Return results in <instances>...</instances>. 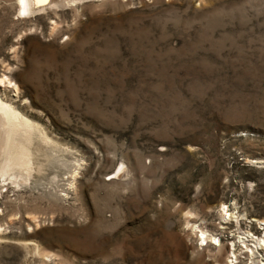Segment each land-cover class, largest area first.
<instances>
[{
  "label": "rangeland",
  "instance_id": "obj_1",
  "mask_svg": "<svg viewBox=\"0 0 264 264\" xmlns=\"http://www.w3.org/2000/svg\"><path fill=\"white\" fill-rule=\"evenodd\" d=\"M1 105L0 264H264V0H0Z\"/></svg>",
  "mask_w": 264,
  "mask_h": 264
},
{
  "label": "bare ground",
  "instance_id": "obj_2",
  "mask_svg": "<svg viewBox=\"0 0 264 264\" xmlns=\"http://www.w3.org/2000/svg\"><path fill=\"white\" fill-rule=\"evenodd\" d=\"M18 2L21 5L22 12H24V14L26 15L36 10L38 7V3L40 5V0H18ZM43 8L44 7H41V9ZM0 112H1L0 114L5 116V120L11 125L10 129L12 134H14L16 132L14 129L18 128L21 125L18 120L17 114L13 111L11 107H7L3 105L0 106ZM22 133H26V131L22 130ZM24 138L27 139L26 137ZM11 139L12 137L9 135L5 140L7 142V145L10 143V146L8 148V156H7V161L5 162L4 172H8L13 169L25 170L28 172L30 170V163H31L29 150L25 147H21L20 149L16 147L15 149L12 150V142L10 141ZM119 172L121 171L118 170V172H116L117 175L119 174ZM262 224H264V219H262V221L260 222V225ZM201 236H203L202 232H201ZM201 238L203 239V237ZM29 242L31 243V241Z\"/></svg>",
  "mask_w": 264,
  "mask_h": 264
}]
</instances>
